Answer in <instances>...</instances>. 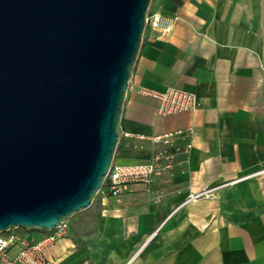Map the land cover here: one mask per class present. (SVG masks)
Here are the masks:
<instances>
[{
    "label": "crops",
    "instance_id": "0c3cea01",
    "mask_svg": "<svg viewBox=\"0 0 264 264\" xmlns=\"http://www.w3.org/2000/svg\"><path fill=\"white\" fill-rule=\"evenodd\" d=\"M149 10L161 26L145 28L113 162L149 161L160 148L149 138L176 130L185 131L177 146L191 148L149 189L100 192L67 220V235L47 258L264 264V0H152ZM170 86L194 92L199 107L162 116L158 100L140 92ZM206 188H214L209 197L187 201Z\"/></svg>",
    "mask_w": 264,
    "mask_h": 264
},
{
    "label": "water",
    "instance_id": "95a60500",
    "mask_svg": "<svg viewBox=\"0 0 264 264\" xmlns=\"http://www.w3.org/2000/svg\"><path fill=\"white\" fill-rule=\"evenodd\" d=\"M152 0H0V234L93 204Z\"/></svg>",
    "mask_w": 264,
    "mask_h": 264
},
{
    "label": "built area",
    "instance_id": "2783aa9c",
    "mask_svg": "<svg viewBox=\"0 0 264 264\" xmlns=\"http://www.w3.org/2000/svg\"><path fill=\"white\" fill-rule=\"evenodd\" d=\"M156 29L161 26V15L158 12L148 11L146 26ZM165 30L170 31L171 25ZM140 92L158 100V114L162 116L175 113L194 111L199 107V100L194 92L167 87L163 91L141 88ZM183 130L166 132L161 135L150 137V141L160 145L151 159L146 162L121 164L113 162L106 177L104 186L100 192L111 197H118L130 191L134 186L149 189L151 183L166 172L172 171L179 155L188 153L191 144H187L184 150L177 146L176 142L184 137ZM129 136V134H127ZM256 173L249 174L241 179L248 178ZM214 188H206L200 192L189 195L187 201H196L203 197H209ZM156 195V199L160 198ZM68 221L60 223L56 228L46 231H33L28 233L11 229L0 234V264H51L46 251L60 238L68 233ZM28 232V231H27ZM35 236L33 237V235Z\"/></svg>",
    "mask_w": 264,
    "mask_h": 264
},
{
    "label": "rangeland",
    "instance_id": "374dc122",
    "mask_svg": "<svg viewBox=\"0 0 264 264\" xmlns=\"http://www.w3.org/2000/svg\"><path fill=\"white\" fill-rule=\"evenodd\" d=\"M123 164H128V163H123ZM96 202V200L93 202V204L91 205L92 207H93V205H94V203ZM18 230H20V231H26L25 229H23V228H18ZM27 232V231H26ZM29 232V231H28Z\"/></svg>",
    "mask_w": 264,
    "mask_h": 264
},
{
    "label": "trees",
    "instance_id": "16d2710c",
    "mask_svg": "<svg viewBox=\"0 0 264 264\" xmlns=\"http://www.w3.org/2000/svg\"><path fill=\"white\" fill-rule=\"evenodd\" d=\"M99 193H100V192H99ZM99 193L97 194V196L99 195ZM97 196H96V198H97ZM96 198H95V200H96ZM95 200H94V201H95Z\"/></svg>",
    "mask_w": 264,
    "mask_h": 264
}]
</instances>
